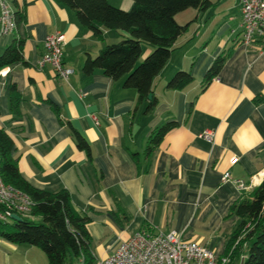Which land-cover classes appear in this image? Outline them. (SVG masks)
<instances>
[{
  "label": "crops",
  "instance_id": "0c3cea01",
  "mask_svg": "<svg viewBox=\"0 0 264 264\" xmlns=\"http://www.w3.org/2000/svg\"><path fill=\"white\" fill-rule=\"evenodd\" d=\"M6 1L13 12L22 10L23 19L13 33L0 34V54L22 39L28 65L0 70V128L13 140L20 175L37 189H65L88 218L93 264L139 230L176 231L224 257L237 223L231 206L264 180V46L240 43L238 0H210L203 12L186 11L181 24L196 20L154 78L157 104L147 113L136 91L123 87L124 78L82 72L88 57L122 33L103 30L100 41L54 0ZM123 1L122 9L131 8L132 0ZM55 32L66 36L67 79L48 64L37 65L45 37ZM143 50L142 57L150 52L147 45ZM221 54L220 73L203 88L207 69ZM178 70L190 71L192 83L167 89ZM12 85L19 96L15 111ZM168 121L177 126L148 152L149 137ZM66 122L90 145L91 160L76 147ZM206 130L214 132L212 142L200 136ZM225 172L230 179L223 180ZM0 264L49 263L40 248L0 236Z\"/></svg>",
  "mask_w": 264,
  "mask_h": 264
},
{
  "label": "trees",
  "instance_id": "16d2710c",
  "mask_svg": "<svg viewBox=\"0 0 264 264\" xmlns=\"http://www.w3.org/2000/svg\"><path fill=\"white\" fill-rule=\"evenodd\" d=\"M71 9L77 22L102 41L103 30L122 33L121 39L101 48L94 58L88 57L82 72L89 76L101 70L107 77L117 80L124 78L123 87L134 89L138 101L145 103V112L152 111L157 99L152 95V82L167 63L179 36L184 34L191 21L181 24L177 15L186 11L203 12L210 0H132L128 11L116 7L108 0H54ZM18 7V5L16 4ZM15 23L23 19L21 9L14 12ZM23 40L14 39L0 54V70L15 63L28 65L23 56ZM143 45L150 52L142 57ZM226 56L216 57L203 78V88L222 69ZM190 71L178 70L167 81L166 88L182 90L191 84ZM10 106L17 109L19 96L15 85L10 88ZM76 144L91 160L90 145L84 137L66 122ZM177 126L176 121H168L154 130L148 139L147 151H151L164 135ZM12 138L0 128V175L4 183L21 189L33 201L28 215L39 217L34 224L20 217L10 225L0 222V236L17 245H33L46 255L49 264H93L90 250V235L87 230L88 218L75 210L70 195L65 189L55 192L31 186L18 170L17 160L12 155ZM236 216V226L226 243L227 264H264V180L249 198H243L231 206ZM10 229V230H8Z\"/></svg>",
  "mask_w": 264,
  "mask_h": 264
},
{
  "label": "built area",
  "instance_id": "2783aa9c",
  "mask_svg": "<svg viewBox=\"0 0 264 264\" xmlns=\"http://www.w3.org/2000/svg\"><path fill=\"white\" fill-rule=\"evenodd\" d=\"M238 7L241 13L240 43L244 46L255 43L264 46V0H238ZM15 27V15L10 4L0 0V34L9 35ZM65 44L63 33L47 35L38 67L48 64L56 76L67 79L70 70L62 62ZM200 136L212 142L214 132L206 130ZM228 179L230 175L225 172L223 180ZM235 183L242 187L240 181ZM32 206L33 201L27 193L4 183L0 175V222L13 220V215L21 217L29 214ZM227 261L226 257H219L197 242L182 239L176 231L139 230L122 241L102 264H224Z\"/></svg>",
  "mask_w": 264,
  "mask_h": 264
},
{
  "label": "rangeland",
  "instance_id": "374dc122",
  "mask_svg": "<svg viewBox=\"0 0 264 264\" xmlns=\"http://www.w3.org/2000/svg\"><path fill=\"white\" fill-rule=\"evenodd\" d=\"M108 2L110 4L116 6V7H119V8L121 7V9H122V7L123 8L126 7L125 6V2L123 0H108ZM125 9H126L125 11H128L130 8H125ZM187 12H189V11H187ZM187 12H184V13H181V14L177 15V20L180 23H182V21H184V19H185L184 17H186L187 14H188ZM21 218L23 220H25V221H30V222H32L34 224H39L41 222V219L39 217H35V216H32V215H28V214L21 215ZM15 223L16 222L14 220H10L9 221L10 225H14ZM8 230H10V229H8ZM227 263L228 262H225L224 264H227Z\"/></svg>",
  "mask_w": 264,
  "mask_h": 264
},
{
  "label": "water",
  "instance_id": "95a60500",
  "mask_svg": "<svg viewBox=\"0 0 264 264\" xmlns=\"http://www.w3.org/2000/svg\"><path fill=\"white\" fill-rule=\"evenodd\" d=\"M152 93L149 94L148 98H151L152 97ZM13 219L16 220V221H19L20 220V217L19 216H16V215H13Z\"/></svg>",
  "mask_w": 264,
  "mask_h": 264
}]
</instances>
